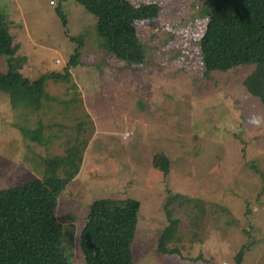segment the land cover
Returning <instances> with one entry per match:
<instances>
[{"label":"rangeland","instance_id":"1","mask_svg":"<svg viewBox=\"0 0 264 264\" xmlns=\"http://www.w3.org/2000/svg\"><path fill=\"white\" fill-rule=\"evenodd\" d=\"M129 1L160 7L137 23L150 65L104 51L97 18L73 0H0L19 44L13 57L0 54V73L31 81L64 73L83 42L78 66L47 85L40 109H16L0 91V190L68 180L56 220L70 264H85L79 233L90 207L108 199L140 203L132 264H237L246 244L242 264H264V113L242 86L254 67L204 76V0ZM55 158L72 164L54 175ZM168 189L183 196L174 256L158 251Z\"/></svg>","mask_w":264,"mask_h":264},{"label":"trees","instance_id":"2","mask_svg":"<svg viewBox=\"0 0 264 264\" xmlns=\"http://www.w3.org/2000/svg\"><path fill=\"white\" fill-rule=\"evenodd\" d=\"M65 3L69 0H60ZM97 18V31L104 42L102 49L129 65L151 64L152 58L140 39L137 23L155 20L160 7L156 2L133 5L129 0H73ZM206 29L199 41L204 76L230 73L252 66L254 70L242 82L244 90L261 103L264 113V0H204ZM60 13V12H59ZM75 42V41H74ZM76 46L64 73H50L36 81L19 73H0V91L11 95V103H21L40 109L50 98L47 85L60 84L70 70L79 64L80 49ZM19 51L9 26L0 15V54L13 57ZM72 164L69 159L55 158L48 162L56 171ZM69 184L53 176L42 181L0 190V264H70L68 245L63 241L64 226L56 220L57 199ZM164 205L168 225L158 241V251L164 255H179L169 245L177 238L181 220L175 215V204L183 196L167 190ZM183 208L187 204H182ZM140 203L101 200L89 211L79 233L78 246L85 264H132V246L139 222ZM250 244L237 255L242 264Z\"/></svg>","mask_w":264,"mask_h":264},{"label":"clouds","instance_id":"3","mask_svg":"<svg viewBox=\"0 0 264 264\" xmlns=\"http://www.w3.org/2000/svg\"><path fill=\"white\" fill-rule=\"evenodd\" d=\"M253 123H259V121L257 120V119H253V121H252Z\"/></svg>","mask_w":264,"mask_h":264},{"label":"built area","instance_id":"4","mask_svg":"<svg viewBox=\"0 0 264 264\" xmlns=\"http://www.w3.org/2000/svg\"><path fill=\"white\" fill-rule=\"evenodd\" d=\"M51 3L53 4L54 2L52 1Z\"/></svg>","mask_w":264,"mask_h":264}]
</instances>
